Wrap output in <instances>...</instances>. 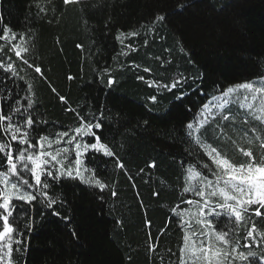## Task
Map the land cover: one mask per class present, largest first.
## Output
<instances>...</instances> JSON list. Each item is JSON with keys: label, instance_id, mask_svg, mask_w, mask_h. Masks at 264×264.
Here are the masks:
<instances>
[{"label": "trees", "instance_id": "obj_1", "mask_svg": "<svg viewBox=\"0 0 264 264\" xmlns=\"http://www.w3.org/2000/svg\"><path fill=\"white\" fill-rule=\"evenodd\" d=\"M55 3L58 11L63 9L58 19L51 11L37 17L35 0H0L4 25L14 31L32 29L34 47L27 58L41 67L44 78L22 63L21 75L34 83L40 110L50 122L76 123L75 115L65 111L67 107L80 106L83 114L89 107L98 113L103 106L105 116L110 117L106 123L109 143L128 174L115 169L110 158L97 155L95 160H86L118 195L113 197L109 189L101 192L79 180L55 186L54 191L66 201L57 210L61 216L70 217V224L50 211L41 217L37 205L34 229L25 235L26 251L20 264H160V257L168 264L169 257H175L167 250L178 256L182 243V231L172 222L170 209L179 202L183 186L179 161L186 155L187 144L180 139L184 126L212 94H219L218 88L264 75V0H100L98 7L87 12L78 5L65 7L62 0ZM181 4L188 6L178 10ZM157 13L166 14L158 36L149 38L147 47L143 35L126 39L125 44L133 43L138 51L126 57L119 55L124 47L116 39L119 33L139 30ZM177 41L187 55L178 52ZM155 56L172 63L161 68ZM121 64L125 65L123 71L119 70ZM133 64L151 67L153 72L144 73L142 67H131ZM103 67H111L118 80L111 89L94 71ZM178 71L186 76L202 75L197 81L199 87L191 91L195 85L190 82L185 88L190 94L179 101L175 99L177 90L160 95L137 79L143 75L146 80L169 82ZM6 87L14 95L25 84L8 80ZM4 89L5 85H0V93ZM153 95L157 96L155 103L148 99ZM59 96L68 103L61 102ZM44 130L41 127L40 131ZM209 140L216 143L211 134ZM153 161L156 167H148ZM253 219L264 228V217ZM150 244L158 246L155 253L149 251Z\"/></svg>", "mask_w": 264, "mask_h": 264}, {"label": "snow or ice", "instance_id": "obj_2", "mask_svg": "<svg viewBox=\"0 0 264 264\" xmlns=\"http://www.w3.org/2000/svg\"><path fill=\"white\" fill-rule=\"evenodd\" d=\"M62 3L65 7L78 5L82 12H87L98 7L100 0H62ZM187 6L181 4L178 10ZM35 7L39 18H42L41 13L49 11L57 19L63 14V9L58 11L55 0H35ZM165 20V13H157L139 30L120 32L116 39L124 47L119 55L126 57L130 52L138 51L133 43L125 44L126 39L143 35L144 47H147L149 38L158 36L157 29ZM84 23L87 25L86 19ZM30 33L31 28L14 31L0 18V73H3L0 85H5L0 93V264H20L26 251L25 235L34 229L33 214L37 205L41 217L50 211L70 224V217L61 216L57 210V206L64 207L66 201L61 193L54 191L55 186L79 180L101 192L109 189L113 197L118 195L113 186L97 176L95 168L86 160H95L101 155L110 158L115 169L128 174L109 143L106 123L110 117L105 116L103 106L98 113L89 107L83 114L79 111L80 106L67 107L65 111L76 117V123L72 125H61L44 118L34 83L21 75L24 69L19 67L22 63L44 78L41 67L27 58L34 47ZM159 39L165 37L159 36ZM77 47L82 49L83 46L78 44ZM177 50L187 55L179 41ZM165 52H171V49L165 48ZM154 59L160 62L161 68L172 63L160 56ZM131 67L141 69L142 66L133 64ZM124 68L121 64L119 70ZM94 71L105 87L111 89L118 83L111 67ZM142 71L151 74L153 69L142 67ZM137 79L145 81L160 95L177 90L179 94L175 99L179 101L190 94L185 91L190 82L195 85L191 91L199 87L197 81L202 80V75L186 76L178 71L169 82L155 78L146 80L143 75H137ZM8 80L14 84L16 80L23 81L25 87L13 95L12 89L6 87ZM52 91L55 93L56 89L52 88ZM216 91L219 94H212L186 123L180 138L187 144L186 155L179 161L183 186L180 200L170 212L172 222L182 231V243L178 256L171 249L167 250L175 257H169L168 264H264V228L253 219L264 217L261 211L264 209V75L258 80ZM201 94L204 95L203 91ZM59 99L68 103L64 96ZM148 99L155 103L157 96ZM41 127L45 129L43 132ZM209 134L216 143L210 142ZM229 151L233 154L229 155ZM148 167H156L155 162ZM185 194H188L187 199ZM117 223L122 225V221ZM145 223L146 226L151 224L150 221ZM72 235L78 239L74 229ZM254 245L258 250H254ZM157 247L150 244L149 251L155 253ZM160 264H163V257H160Z\"/></svg>", "mask_w": 264, "mask_h": 264}]
</instances>
